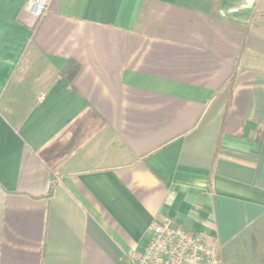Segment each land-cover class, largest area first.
Here are the masks:
<instances>
[{
  "label": "crops",
  "instance_id": "crops-1",
  "mask_svg": "<svg viewBox=\"0 0 264 264\" xmlns=\"http://www.w3.org/2000/svg\"><path fill=\"white\" fill-rule=\"evenodd\" d=\"M29 1L0 0V264H132L162 219L264 264V0Z\"/></svg>",
  "mask_w": 264,
  "mask_h": 264
},
{
  "label": "built area",
  "instance_id": "built-area-1",
  "mask_svg": "<svg viewBox=\"0 0 264 264\" xmlns=\"http://www.w3.org/2000/svg\"><path fill=\"white\" fill-rule=\"evenodd\" d=\"M50 0H30L29 13L39 18L47 11ZM132 264H222L217 250L203 236L162 219L153 223L147 245Z\"/></svg>",
  "mask_w": 264,
  "mask_h": 264
},
{
  "label": "trees",
  "instance_id": "trees-1",
  "mask_svg": "<svg viewBox=\"0 0 264 264\" xmlns=\"http://www.w3.org/2000/svg\"><path fill=\"white\" fill-rule=\"evenodd\" d=\"M78 67L76 64L68 63L66 67L63 69L62 74L65 75H73L77 71Z\"/></svg>",
  "mask_w": 264,
  "mask_h": 264
}]
</instances>
